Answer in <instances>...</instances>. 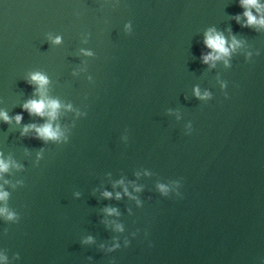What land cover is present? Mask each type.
I'll return each mask as SVG.
<instances>
[{"label": "water", "instance_id": "1", "mask_svg": "<svg viewBox=\"0 0 264 264\" xmlns=\"http://www.w3.org/2000/svg\"><path fill=\"white\" fill-rule=\"evenodd\" d=\"M245 11L0 0V264H264V27ZM212 29L230 55L205 64ZM33 72L55 120L24 110ZM45 123L58 141L22 135Z\"/></svg>", "mask_w": 264, "mask_h": 264}, {"label": "clouds", "instance_id": "2", "mask_svg": "<svg viewBox=\"0 0 264 264\" xmlns=\"http://www.w3.org/2000/svg\"><path fill=\"white\" fill-rule=\"evenodd\" d=\"M241 7H244L246 9V11L244 12V16L247 18V23L243 25L244 27H253L255 25H260L261 27H264V17H261L258 20L257 17L254 16L250 10L251 8H257L258 10L260 8H264V5L259 4V0H241ZM237 22L239 23V19H237ZM55 42L59 43V38H57ZM204 42L207 48L211 49L215 53V55L209 54L203 57V61L205 64L209 63L210 61L220 60L222 57L230 55V48L226 46V39L223 37V35L217 34L214 29L209 30L206 33V38ZM238 46L239 41H237L235 37H233L231 50H234ZM48 82L49 81L46 75L40 72H33L30 74V83L39 86L42 98L39 100L33 99L28 101L24 104V110L27 111L30 115L40 116L41 118L47 116L51 120H55L57 117V111L60 108V104L56 100H46L45 98H43L44 89ZM196 95L197 97L200 96L199 89L196 90ZM207 96L208 94L206 93L205 97L203 98H207ZM228 98L229 97L226 94L225 99ZM0 117L3 118L5 123H10V118L6 113H0ZM15 120L17 124H20L23 120V117L21 115H17L15 117ZM189 127L191 128L192 126L190 125ZM30 130H35L37 133L36 138L41 139L45 142L58 141L61 137L59 128H54L51 123H45L43 126L40 127H36L35 125L25 126L22 135H27ZM7 169L8 165L5 164L2 160H0V171H7ZM160 190L164 195H167L169 191L163 185L160 186ZM7 195V193H0V200H4ZM105 195L110 196L111 194L105 193ZM179 198H183L181 193L179 194ZM109 214H112V210H109ZM7 218L9 220H12L14 219V215L9 214Z\"/></svg>", "mask_w": 264, "mask_h": 264}]
</instances>
